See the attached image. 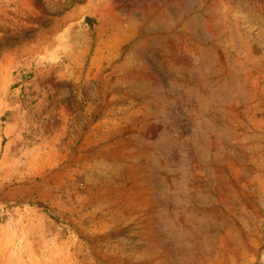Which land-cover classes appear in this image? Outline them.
I'll list each match as a JSON object with an SVG mask.
<instances>
[{
  "label": "rangeland",
  "instance_id": "1",
  "mask_svg": "<svg viewBox=\"0 0 264 264\" xmlns=\"http://www.w3.org/2000/svg\"><path fill=\"white\" fill-rule=\"evenodd\" d=\"M0 264H264V0H0Z\"/></svg>",
  "mask_w": 264,
  "mask_h": 264
}]
</instances>
